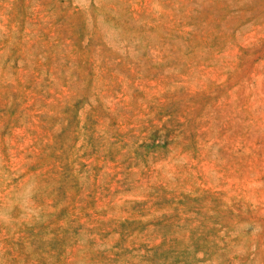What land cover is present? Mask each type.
Returning a JSON list of instances; mask_svg holds the SVG:
<instances>
[{
  "label": "rangeland",
  "instance_id": "374dc122",
  "mask_svg": "<svg viewBox=\"0 0 264 264\" xmlns=\"http://www.w3.org/2000/svg\"><path fill=\"white\" fill-rule=\"evenodd\" d=\"M0 264H264V0H0Z\"/></svg>",
  "mask_w": 264,
  "mask_h": 264
}]
</instances>
